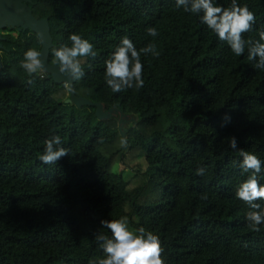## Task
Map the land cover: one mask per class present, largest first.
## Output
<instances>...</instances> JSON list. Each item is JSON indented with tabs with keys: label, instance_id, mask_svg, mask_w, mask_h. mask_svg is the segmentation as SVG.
I'll return each instance as SVG.
<instances>
[{
	"label": "trees",
	"instance_id": "trees-1",
	"mask_svg": "<svg viewBox=\"0 0 264 264\" xmlns=\"http://www.w3.org/2000/svg\"><path fill=\"white\" fill-rule=\"evenodd\" d=\"M231 0H217L228 7ZM256 16L245 40L264 30V0H238ZM47 19L52 50L78 34L96 58H80L85 76L76 97L112 109L66 104L65 85L45 73L29 77L23 53L41 51L36 34L3 29L0 45V264H94L101 257V220L127 217L130 231L159 236L165 264H264V225L253 231L250 210L236 199L248 173L238 149L264 160V70L228 46L174 0H31ZM155 27L159 35H147ZM127 36L139 50L150 42L158 57L141 56L140 89L112 93L104 61ZM33 79L32 84L27 81ZM114 112L134 120L125 133ZM231 122L222 126V117ZM59 135L69 156L43 165L44 140ZM125 143H121V141ZM126 179L115 173L120 165ZM237 162V163H234ZM206 167L204 176L196 169ZM264 184V170L258 176ZM261 203V201H256ZM264 206V205H262Z\"/></svg>",
	"mask_w": 264,
	"mask_h": 264
},
{
	"label": "clouds",
	"instance_id": "clouds-1",
	"mask_svg": "<svg viewBox=\"0 0 264 264\" xmlns=\"http://www.w3.org/2000/svg\"><path fill=\"white\" fill-rule=\"evenodd\" d=\"M175 8L184 13L195 16L201 25L217 38L225 43L230 52L240 57L247 51V58L254 61L257 70H264V30L259 31L258 39L245 40L242 34L253 30L256 23L255 14L247 5L240 6L238 0H231L228 7L218 5L217 0H174ZM150 37L159 35L155 27L146 30ZM70 43L61 44L52 50L54 59L52 64L57 67L58 73L66 77V88L71 90V82L79 81L85 76V71L80 58H96L94 45L78 34L68 37ZM149 55L158 57L159 52L154 43L136 48L135 44L127 36L121 38L120 43L104 61L103 77L105 84L112 93H120L127 89H140L144 86L142 78L143 64L141 56ZM20 68L34 77L44 72V62L39 51L28 49L23 53ZM33 79L27 81L32 84ZM222 126L231 122V116L225 114L222 117ZM44 149L38 159L43 165L56 164L60 158L69 156L68 148L63 146L59 135H52L44 140ZM125 143V141H121ZM228 147L238 151V167L242 173H248L246 181L242 182L235 197L244 202L250 209L245 220L253 231H259L264 225V184H260L258 176L264 170V160L256 154L238 149L235 137L229 138ZM234 163H237L234 161ZM206 167L196 169V175L204 176ZM256 201H261L257 203ZM102 229L109 235L97 234L95 239L100 242L101 257L94 264H165L161 257L162 248L159 236L152 232L139 228L130 231L127 217L118 220H101Z\"/></svg>",
	"mask_w": 264,
	"mask_h": 264
},
{
	"label": "water",
	"instance_id": "water-1",
	"mask_svg": "<svg viewBox=\"0 0 264 264\" xmlns=\"http://www.w3.org/2000/svg\"><path fill=\"white\" fill-rule=\"evenodd\" d=\"M31 0H0V41L2 40L1 32L3 29H16L20 31H31L37 35L41 42V54L44 62V72L51 76L52 81L58 85H65L66 77H62L55 65L48 63L49 51L53 47L50 36V27L47 19H36L29 7ZM0 45V49H1ZM1 56H0V68ZM66 88V85H65ZM68 99L66 104H72L77 108L83 106H92L95 108V116L101 121L112 117V109L105 111L104 106L100 103H91L90 101L76 97L73 91V81L71 82V90L68 88Z\"/></svg>",
	"mask_w": 264,
	"mask_h": 264
},
{
	"label": "rangeland",
	"instance_id": "rangeland-1",
	"mask_svg": "<svg viewBox=\"0 0 264 264\" xmlns=\"http://www.w3.org/2000/svg\"><path fill=\"white\" fill-rule=\"evenodd\" d=\"M66 100H67V97H66ZM66 102V101H65ZM115 119H116V123L119 124V127H120V130L122 133H125L127 131V128L130 127L131 123L133 122L134 118L133 117H127V116H122L120 114H118L117 112H114L113 113ZM135 167L132 168V169H129L130 171H126L125 170H122V166L118 165L116 168H115V173H123L124 177L126 179H129L131 178L134 174V172L137 170V169H144L145 167V163L143 161V159H140L138 161V163H135L134 165Z\"/></svg>",
	"mask_w": 264,
	"mask_h": 264
}]
</instances>
